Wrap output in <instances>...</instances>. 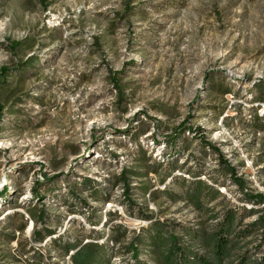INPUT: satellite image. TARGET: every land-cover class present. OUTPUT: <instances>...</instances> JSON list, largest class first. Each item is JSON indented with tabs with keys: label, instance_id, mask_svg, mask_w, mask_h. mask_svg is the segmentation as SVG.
<instances>
[{
	"label": "rangeland",
	"instance_id": "1",
	"mask_svg": "<svg viewBox=\"0 0 264 264\" xmlns=\"http://www.w3.org/2000/svg\"><path fill=\"white\" fill-rule=\"evenodd\" d=\"M189 170L222 192L202 212L166 195ZM244 195L264 196V0H0V264L88 243L128 264L118 226L210 244L231 211L221 264H264Z\"/></svg>",
	"mask_w": 264,
	"mask_h": 264
},
{
	"label": "trees",
	"instance_id": "2",
	"mask_svg": "<svg viewBox=\"0 0 264 264\" xmlns=\"http://www.w3.org/2000/svg\"><path fill=\"white\" fill-rule=\"evenodd\" d=\"M173 153L166 154L167 165L170 166L168 178L170 177L174 181V184L179 186V180L173 176V170L178 166L175 164L176 162L173 164L170 160L173 159ZM227 172L230 177L235 174V170L228 167ZM188 176L191 178V181L183 179L181 182L184 189H186L183 195L177 192L166 193L172 202L176 203L179 199L183 198L186 202L192 204L197 212H202L205 206L212 205L222 195L218 187L206 184L202 180V177H205L202 173L189 170ZM232 181L235 185L241 188L244 187L242 181L238 179ZM154 195L153 193L150 194V196ZM243 197L246 203H254L255 205L264 203L263 195H255L253 197L244 195ZM224 218V221L218 224L217 230L213 232L214 236L210 244H205L199 235L192 233L189 228L180 225L166 228L168 229L166 231L161 225H156L149 229H140L138 232H132L124 226H118L115 228L118 237L113 242L119 245L120 239L127 235H134L131 243L122 248L125 255L131 256V261L128 264H221L225 260L227 249L230 248L229 237L234 230L233 224L235 223L236 214L231 211ZM35 221L38 222L37 220ZM180 236L191 237L192 241L185 243L180 239ZM194 243L203 244L209 257L201 256L194 252L191 247ZM63 250L67 256L70 251H76L69 257L72 264H112V260L115 257V254L104 243H88L87 246L81 248L76 244H63ZM143 256L145 259L151 260V263L142 260ZM241 264H243L242 260Z\"/></svg>",
	"mask_w": 264,
	"mask_h": 264
}]
</instances>
